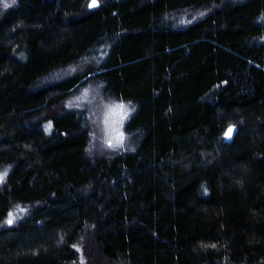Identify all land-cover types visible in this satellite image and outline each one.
<instances>
[{"label":"trees","instance_id":"trees-1","mask_svg":"<svg viewBox=\"0 0 264 264\" xmlns=\"http://www.w3.org/2000/svg\"><path fill=\"white\" fill-rule=\"evenodd\" d=\"M1 172L0 264H264V0L0 5Z\"/></svg>","mask_w":264,"mask_h":264},{"label":"rangeland","instance_id":"rangeland-1","mask_svg":"<svg viewBox=\"0 0 264 264\" xmlns=\"http://www.w3.org/2000/svg\"><path fill=\"white\" fill-rule=\"evenodd\" d=\"M71 72H72L71 70H64L63 72H60L46 79V81H50V83L56 82L59 79L64 78L65 76H67V74ZM91 88L92 87L88 85L87 87L84 88V91L80 96L71 99L70 101L72 106H85V105L87 106V104L91 102V100L95 101V99H99L101 97L100 96L101 92L99 91V89L92 88L91 90ZM87 95L90 97L88 98ZM92 95L94 96V98H91ZM98 102L100 103L91 106V111H90L91 118L88 120V126L91 127L92 125L94 126L97 125L98 123L102 124L104 127L103 129L106 132L108 131L110 134V136L108 137V143L112 145L116 142L117 137H120L121 140L123 139L122 127L120 125V121L123 117L122 115L123 110L120 106H117L116 104H112V103L104 104V102L102 101H98ZM91 120L93 121L94 124L91 122ZM99 139L103 141L102 138ZM93 143L94 144L90 149L91 155L102 156L103 153L100 151V149H98V146H102L103 142L101 144L99 142L97 143V145H96V141H94ZM0 176H3V179L0 180V183H3L6 180V174L4 172H1ZM22 213L23 211L21 208H15L14 210H12L11 214L9 215L6 221V225L7 226L14 225L21 217Z\"/></svg>","mask_w":264,"mask_h":264},{"label":"snow or ice","instance_id":"snow-or-ice-1","mask_svg":"<svg viewBox=\"0 0 264 264\" xmlns=\"http://www.w3.org/2000/svg\"><path fill=\"white\" fill-rule=\"evenodd\" d=\"M0 5H2L3 7H8L9 3L7 2V0H0ZM120 107H123V106H120ZM2 179H3V176H0V180H2ZM9 222H11V221H9Z\"/></svg>","mask_w":264,"mask_h":264},{"label":"water","instance_id":"water-1","mask_svg":"<svg viewBox=\"0 0 264 264\" xmlns=\"http://www.w3.org/2000/svg\"><path fill=\"white\" fill-rule=\"evenodd\" d=\"M99 6V4L96 1H92L90 4V8L94 9L97 8Z\"/></svg>","mask_w":264,"mask_h":264},{"label":"clouds","instance_id":"clouds-1","mask_svg":"<svg viewBox=\"0 0 264 264\" xmlns=\"http://www.w3.org/2000/svg\"><path fill=\"white\" fill-rule=\"evenodd\" d=\"M17 0H9V4H15Z\"/></svg>","mask_w":264,"mask_h":264}]
</instances>
